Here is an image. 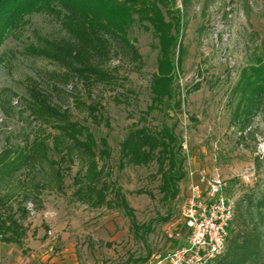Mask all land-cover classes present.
I'll return each mask as SVG.
<instances>
[{
    "label": "rangeland",
    "instance_id": "obj_1",
    "mask_svg": "<svg viewBox=\"0 0 264 264\" xmlns=\"http://www.w3.org/2000/svg\"><path fill=\"white\" fill-rule=\"evenodd\" d=\"M177 5L186 22L182 36L186 52L177 81L186 97L177 128L184 139L186 169L195 175H222L236 202L254 187L264 195V107L242 131L234 118L237 99L232 94L242 69L264 58V0H187L186 4L177 0ZM24 19L0 44V153L25 146L41 134L57 132L34 120L27 107L33 86L51 92L54 102L69 109L73 119L88 126L97 138L108 139L110 182L122 188L138 223L152 230L136 234L124 210L79 201L74 177L80 165L61 161L64 167L70 166L64 191L48 187L40 196L26 200L27 237L22 246L0 241V264H141L146 257L144 264H150L154 255L183 244L186 232L180 206L189 192L188 177L180 183L179 196L168 200L160 190L155 162L143 167L119 166L121 142L151 103L150 80L158 56L153 32L135 23L130 38L142 61L125 55L116 43L117 50L106 66L114 71L117 85H99L89 94L81 82H58L50 74L57 65L34 54L40 37L66 35L60 18L48 11H33ZM90 103H99V122L89 115ZM147 119L155 126L172 121L163 113ZM42 128H46L44 133ZM50 156L59 159L54 151ZM44 166L49 168L47 163ZM38 167L19 173L21 186L32 188L33 176L39 179L42 174V166ZM247 167L256 170L250 183L240 179Z\"/></svg>",
    "mask_w": 264,
    "mask_h": 264
},
{
    "label": "trees",
    "instance_id": "obj_2",
    "mask_svg": "<svg viewBox=\"0 0 264 264\" xmlns=\"http://www.w3.org/2000/svg\"><path fill=\"white\" fill-rule=\"evenodd\" d=\"M183 2L186 4L187 0ZM33 11L56 14L66 32L58 39L40 37L34 54L57 65L58 69L50 74L58 82H81L89 94L99 85H117L114 71L106 66L117 50L116 43L125 55L142 61L139 48L130 38L135 23L153 32L158 56L157 69L150 80L151 103L121 142L119 166L143 167L155 162L164 198L175 200L181 192L180 183L188 174L184 139L177 132L178 114L184 111L186 103L185 93L177 84L186 52L182 40L186 22L177 0H0V44ZM198 88L199 84L194 90ZM190 92L187 90V94ZM232 94L237 99L234 118L244 131L264 107V58L258 57L242 69ZM27 102L33 119L57 132L45 134L46 128H42L44 134L31 143L0 153V241L23 245L28 234L26 200L40 196L48 187L64 191L70 166L64 167L61 161L80 165L74 177L77 185L74 194L79 201L93 207L120 208L130 217L136 234L151 231L149 225L138 223L122 188L110 182L107 161L112 150L108 139L97 138L88 126L73 119L71 111L55 103L49 91L33 86ZM78 103L85 105L83 101ZM98 104L87 106L96 122H99ZM158 113L172 121L151 125L147 118ZM51 151L59 159L51 157ZM38 165L42 166L41 177L33 176L31 189L21 186L19 173L37 169ZM16 180L19 188L15 187ZM147 258L141 259V264ZM212 264H264V195L255 187L243 192L237 200L225 251Z\"/></svg>",
    "mask_w": 264,
    "mask_h": 264
},
{
    "label": "built area",
    "instance_id": "obj_3",
    "mask_svg": "<svg viewBox=\"0 0 264 264\" xmlns=\"http://www.w3.org/2000/svg\"><path fill=\"white\" fill-rule=\"evenodd\" d=\"M256 176L247 167L240 179L250 183ZM189 192L180 209L186 240L174 249L154 255L150 264H212L225 251L236 200L220 174L195 175L188 171Z\"/></svg>",
    "mask_w": 264,
    "mask_h": 264
}]
</instances>
